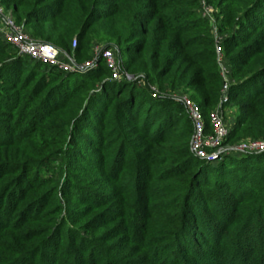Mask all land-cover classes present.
I'll return each instance as SVG.
<instances>
[{
  "label": "trees",
  "instance_id": "trees-1",
  "mask_svg": "<svg viewBox=\"0 0 264 264\" xmlns=\"http://www.w3.org/2000/svg\"><path fill=\"white\" fill-rule=\"evenodd\" d=\"M0 1L14 7L17 25L34 39L73 54L79 63L91 59L89 45L94 39L107 42L106 48H116L127 57L123 67L130 77L111 81L100 61L96 69L75 75L35 63L38 67L22 80L23 61H31L13 52L17 59L11 57L7 70L1 68V80L32 99L14 126L0 125L2 137L17 145L34 144L58 131L76 137V149L82 137L89 141L88 149L99 153L94 161L106 178L94 185L104 193V183L122 188L112 190L123 192L125 201L122 214L117 206L113 210L119 220L115 232L122 236L117 243L137 253L138 263L264 264V154L232 152L211 162L194 157L192 121L182 103L166 93L188 94L209 128L222 89L211 22L202 27L206 21L176 10L185 0H102V10L92 0ZM214 4L222 9L215 20L232 68L224 108L232 102L237 109L225 144L264 141V0H214ZM4 56L0 51V60ZM13 106L17 113L21 104ZM64 138L68 143L69 137ZM47 160L35 159L43 165ZM24 163L0 162V166L2 173H13ZM3 179L0 222L4 213L5 219L10 215L11 195L6 201L10 190L4 189L8 184L11 191L18 187L15 210L29 208L37 199L30 184L23 186L26 176L13 184ZM78 188V182L71 186ZM13 242L20 243L16 238ZM80 245L92 249L85 240ZM11 246L0 247V264L52 260ZM164 254L170 259H163Z\"/></svg>",
  "mask_w": 264,
  "mask_h": 264
},
{
  "label": "rangeland",
  "instance_id": "rangeland-1",
  "mask_svg": "<svg viewBox=\"0 0 264 264\" xmlns=\"http://www.w3.org/2000/svg\"><path fill=\"white\" fill-rule=\"evenodd\" d=\"M92 2L94 7L98 8H101L103 4L102 0H92ZM184 2V5L178 6L176 10L194 14L200 20L206 21L202 27L208 26V22H211L213 34L217 30L220 37L215 17L220 15L222 9H217L214 0H185ZM1 4L5 15L16 22L17 17L13 15L14 7H8L2 2ZM169 12L166 11V14ZM0 26L1 31L3 28L1 21ZM107 45V42L94 39L89 45V55L92 56L94 46L106 47ZM112 50L122 62L127 59L126 56L121 55L118 49ZM0 51L6 54L0 60V70L1 68L7 70L8 67L5 65H11V57L14 59L17 57L13 55L14 51L4 43L1 34ZM23 64L26 72L21 75L22 80L25 78V74L38 67L35 63L27 60H24ZM27 93L5 79L1 80L0 75V125L14 126L18 117H24V110L28 108L27 102L32 99L29 95H25ZM166 93L172 98L186 94L182 91L176 93L167 91ZM187 96L189 95L187 94ZM14 102L21 104L17 113H15L16 109L13 106ZM232 105L231 102L229 106L224 108L225 119L230 127L234 126L237 114V109H234ZM21 122L26 124L27 119H23ZM64 137H69L68 143H65ZM71 139L74 141L70 142ZM244 141L252 140H242V142ZM5 142L6 144H3ZM89 147V141L82 137L81 145L76 149V137L72 138L70 134L65 133L63 135L58 131H53L34 144L20 145H17L14 140L8 141L6 136L0 135V162L3 164L8 161L25 162L24 165L15 167L13 173H2L0 166V178L4 176V183L6 180H11L10 183L13 184L14 179H18L19 176H26L23 186L30 184L29 186L34 188V194L37 195L36 201L29 208L15 210L17 201L16 198L13 199V195L18 187H14L11 191L9 188L11 185L8 184L4 188L10 190L6 196V201L11 195L7 201L11 210L7 220L4 218V213L0 222L1 248L10 250L13 248L11 245H15L17 249L34 252L33 254H38L39 257L46 254L47 257L52 258L49 264H116L117 260L121 264H141L135 261L137 253L130 247L123 249L125 246L123 242L118 241L117 243V240L122 236L115 232L119 226V220L114 219L113 210L117 206L118 214H122L125 209L123 206L125 201L123 192L113 194L112 190L115 188L118 191L122 188L120 185L114 186L104 183L102 185L104 193L101 192V188L94 185L106 178L100 173L97 163L94 161V155L97 156L99 153H93L88 149ZM76 150H78V155H76ZM39 157H48L49 160L43 165L40 161H35ZM47 169H50L52 172L50 174L53 175H49ZM76 182L79 184L78 191L71 189V186L76 185ZM100 194L103 195V198ZM109 200H113V203L109 204ZM5 209L6 207L3 208V212ZM13 238L19 240V245L13 242ZM83 240L92 246L91 251L86 247L81 249L80 243ZM163 256V259H170L167 254ZM104 257L108 258L109 261H100ZM56 258H59L58 261ZM23 264H37V262L29 261Z\"/></svg>",
  "mask_w": 264,
  "mask_h": 264
},
{
  "label": "built area",
  "instance_id": "built-area-1",
  "mask_svg": "<svg viewBox=\"0 0 264 264\" xmlns=\"http://www.w3.org/2000/svg\"><path fill=\"white\" fill-rule=\"evenodd\" d=\"M203 3L205 2L203 1ZM0 21L3 23L1 37L4 43L9 45L19 57L71 75L86 74L96 69L100 61H103L111 73V79L119 81L123 77L130 78L124 71L123 62L112 49L94 46L91 59L79 63L73 54L68 55L50 43L34 39L24 27L17 25L16 22L5 15L1 2ZM214 37L222 89L220 103L210 114L209 128L201 108L187 95L174 97L182 103L193 124L190 151L194 157L208 162L217 160L222 155L232 152L263 155L264 141L262 140L244 141L233 146L225 144L231 133V127L225 119L224 106L229 102V93L232 86V68L224 55L222 40L218 36L217 30L214 32ZM75 47L76 42L73 44V48ZM153 91L156 90L153 89Z\"/></svg>",
  "mask_w": 264,
  "mask_h": 264
},
{
  "label": "water",
  "instance_id": "water-1",
  "mask_svg": "<svg viewBox=\"0 0 264 264\" xmlns=\"http://www.w3.org/2000/svg\"><path fill=\"white\" fill-rule=\"evenodd\" d=\"M111 81H116L115 79H111Z\"/></svg>",
  "mask_w": 264,
  "mask_h": 264
},
{
  "label": "crops",
  "instance_id": "crops-1",
  "mask_svg": "<svg viewBox=\"0 0 264 264\" xmlns=\"http://www.w3.org/2000/svg\"><path fill=\"white\" fill-rule=\"evenodd\" d=\"M1 27V26H0ZM1 31H2V28H1ZM1 31H0V34H1ZM2 36V35H1Z\"/></svg>",
  "mask_w": 264,
  "mask_h": 264
}]
</instances>
